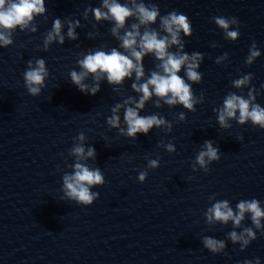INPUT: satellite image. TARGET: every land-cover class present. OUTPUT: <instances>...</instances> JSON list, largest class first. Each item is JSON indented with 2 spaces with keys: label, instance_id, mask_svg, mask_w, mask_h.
Segmentation results:
<instances>
[{
  "label": "water",
  "instance_id": "obj_1",
  "mask_svg": "<svg viewBox=\"0 0 264 264\" xmlns=\"http://www.w3.org/2000/svg\"><path fill=\"white\" fill-rule=\"evenodd\" d=\"M143 2L157 5L161 16L176 11L189 18L191 34L180 36L183 48L172 45L169 51L202 54L200 81L180 72L191 85L194 108L153 96L140 114L167 123L146 135L126 134L123 108L119 128L108 124L116 104L139 98L132 89L134 75L121 85L101 80L96 95L81 92L70 78L89 51L119 48L113 22H97L91 12L85 18V10L100 7L102 0H46V13L13 30L12 43L0 46V264H255L257 258L264 264V218L259 228L250 213L239 226L207 218L218 201L227 200L234 213L242 200L256 199L264 208V128L250 120L229 118L226 127L218 121L232 94L246 99L251 94L252 103L264 107V0ZM217 17L229 20L237 39L227 37ZM56 18L64 25V43L56 40L45 48ZM69 20L80 21L76 40L67 36ZM132 23H138L135 17L121 35ZM149 27L168 35L159 19ZM253 49L261 54L248 63ZM37 59L46 61L49 75L33 96L24 72ZM143 63L145 79L160 70L152 54ZM245 76L248 83L235 86ZM85 82L95 83L91 75ZM206 141L219 150L207 170L196 162ZM81 144L94 147L96 155L79 160L73 149ZM151 160L158 167H150ZM78 162L104 176L102 185L91 188L99 194L91 205L64 189L63 177ZM141 172L147 173L144 182ZM246 229L255 233L247 246L230 239L231 232ZM206 237L225 242V248L211 252Z\"/></svg>",
  "mask_w": 264,
  "mask_h": 264
},
{
  "label": "clouds",
  "instance_id": "obj_2",
  "mask_svg": "<svg viewBox=\"0 0 264 264\" xmlns=\"http://www.w3.org/2000/svg\"><path fill=\"white\" fill-rule=\"evenodd\" d=\"M94 16L97 22L108 20L113 22L112 34L121 42L119 48L112 47L111 50L89 51L78 61L80 71L72 70L70 72L71 81L77 88L85 94L96 95L100 91L99 82L106 79L109 84L121 85L126 79L135 76V82L132 89L140 94L139 98L130 97L123 104H116L112 108V115L108 118V124L119 128L121 117L119 115L121 108L124 109V122L127 125L126 134L135 138L138 134H148L153 127H160L167 121L155 114L143 116L140 110L144 109L145 104L153 96L164 99L168 105L182 104L185 108L192 110L195 100L191 85L180 75L183 69L187 79L198 82L201 74L197 71L202 54L193 53L191 55L181 52H171L169 48L177 45L181 49L183 45L180 40L181 32L185 35L191 34L189 18L180 12L172 11L167 15L161 16L157 5H146L143 0H129L128 3H121L120 0H102V5L96 8L85 10V18L88 13ZM46 13V0H0V46H8L12 43L11 32L17 28L21 30L27 28L34 18L39 14ZM135 17L138 23H132L130 30H125L121 35V30L126 29L130 18ZM160 21V26L168 35H161L155 29L149 26ZM216 23L226 30L227 37L235 40L239 33L237 30H228L230 22L223 17H217ZM232 23H235L233 20ZM141 26H145L141 31ZM64 25L61 19L56 18L52 25V30L48 32L44 41L45 48L53 41L58 40L63 44L65 36L62 32ZM80 27L79 20H69L67 22V36L76 40L78 34L76 28ZM35 31V29H33ZM120 49H124L121 51ZM148 54L160 61L159 71H152L150 76L145 79L144 58ZM261 53L253 49L247 59L252 63L253 59ZM49 75L46 61L37 59L35 64L29 62L28 69L24 72V82L28 92L33 95H39L45 84V79ZM92 76L95 83L87 84L85 81ZM250 80V76L234 81L235 86L245 85ZM254 96L246 99L240 95L232 94L224 100V106L219 110L218 121L221 126L226 127L229 118H235L241 124L249 120L264 128V107L259 104H253ZM158 103V102H157ZM134 105V106H131ZM159 106V103H158ZM238 113V115H237ZM183 119V114H181ZM170 128L171 125H168ZM123 133L125 129L121 128ZM79 139L84 140L83 134ZM169 151H174V146L169 144ZM79 160H85L96 155L94 147H88L87 150L81 144L73 149ZM219 159V150L213 146L211 141H206L203 150L196 157V162L207 170V165ZM150 167H158V161H149ZM75 171L70 175L63 177L64 189L66 195L85 205H91L98 193H93L91 188L95 185H102L104 176L100 169L89 168L86 164L76 163ZM147 173L141 172L138 176L140 182H144ZM238 212L233 211L227 200L218 201L208 209L207 218L211 222L221 221L227 223L232 221L239 226L245 217V213L251 214L253 223L261 227L262 218H264V208L256 199L242 200L237 204ZM230 239L236 242H242L247 246L251 239L255 238L252 229H246L238 234L233 231ZM204 245L211 252L218 253L225 248V242L206 237ZM246 264H252L247 261ZM255 264H260L259 258Z\"/></svg>",
  "mask_w": 264,
  "mask_h": 264
}]
</instances>
